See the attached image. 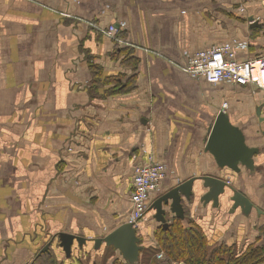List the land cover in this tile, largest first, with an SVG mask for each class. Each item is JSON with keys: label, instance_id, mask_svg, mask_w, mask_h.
Wrapping results in <instances>:
<instances>
[{"label": "crops", "instance_id": "obj_1", "mask_svg": "<svg viewBox=\"0 0 264 264\" xmlns=\"http://www.w3.org/2000/svg\"><path fill=\"white\" fill-rule=\"evenodd\" d=\"M122 23L118 47L102 29ZM235 42L247 45L239 60L264 56V0H0V264L33 263L59 232L86 239H75L68 257L55 237L59 263L129 264L96 239L129 221L135 166L149 154L167 167L150 205L196 178L185 219L167 207V222L201 229L209 254L259 243L264 89L211 84L183 69L192 54ZM222 111L258 149L253 169L221 167L207 150ZM211 175L229 184L217 207L201 201L209 189L199 178ZM233 188L255 203L249 215L233 209ZM155 214L149 209L142 222L140 264H159V252L170 260Z\"/></svg>", "mask_w": 264, "mask_h": 264}, {"label": "water", "instance_id": "obj_2", "mask_svg": "<svg viewBox=\"0 0 264 264\" xmlns=\"http://www.w3.org/2000/svg\"><path fill=\"white\" fill-rule=\"evenodd\" d=\"M249 21L253 23V26H261L260 22L254 17H250ZM257 113L259 115L261 114L260 107L257 109ZM207 150L215 155L221 167L227 165L236 171H240L238 166L239 163H242L247 168L253 169V155L258 151L257 148H250L247 146L242 129L231 122L229 114L225 111L220 112L213 125L207 143ZM199 179L203 180V186L209 189L202 195L201 201L204 203L213 201L215 207L219 206L220 196L226 192V186H229V184L220 177L212 175L202 176ZM195 181L196 178L186 180L170 190L163 192L153 201L150 209L156 210L155 217L162 225V228L167 229L170 224L167 222L165 216L167 207H169L170 211L174 212L178 218L185 219L183 200L185 198L191 201L195 196ZM233 192L234 195L231 197V200L234 202L233 209L241 207L243 213L249 215L253 207H255V203L242 191L233 188ZM259 214H264V212L259 210ZM55 237H58L60 246L67 252L68 257L71 256L72 245L75 239H77L81 245L86 241L82 236H77L69 232H59L41 249L38 256L52 252L51 246ZM102 242H106L108 246H113L118 249L129 264L139 263L141 250H143V245L141 244L142 239L131 222H124L103 238L96 239L97 245Z\"/></svg>", "mask_w": 264, "mask_h": 264}, {"label": "built area", "instance_id": "obj_3", "mask_svg": "<svg viewBox=\"0 0 264 264\" xmlns=\"http://www.w3.org/2000/svg\"><path fill=\"white\" fill-rule=\"evenodd\" d=\"M123 26L124 23L119 26L110 25L102 29V32L115 41L124 43L123 38L119 36L120 28ZM246 47V43L238 42L214 45L189 56L188 63L183 69L193 76L204 77L211 84L222 82L238 85L253 84L257 88L264 89V56L239 60L238 49ZM223 107H227V102L223 103ZM166 176V165L156 160L153 154H149L144 163L135 166L129 222L133 224L141 238L142 222L151 206V193L159 190ZM145 243L147 241H144ZM157 257L162 259L163 252L157 253ZM172 264L185 263L172 262Z\"/></svg>", "mask_w": 264, "mask_h": 264}, {"label": "trees", "instance_id": "obj_4", "mask_svg": "<svg viewBox=\"0 0 264 264\" xmlns=\"http://www.w3.org/2000/svg\"><path fill=\"white\" fill-rule=\"evenodd\" d=\"M119 36L123 38L121 32ZM116 44L118 47L121 46L118 41ZM125 50L126 48H123L118 54H123ZM114 53L117 55L116 51ZM100 69L97 65H93L95 79L102 82ZM108 80L111 78H106L105 84ZM156 237L158 246L168 254L171 261H183L185 264H264V238L262 237L259 243L251 244L242 254H238L232 244H222L209 254L207 239L203 231L194 225L183 227L180 219L171 222L167 229L161 226ZM149 249L153 250L152 246ZM170 260L166 264H170ZM32 264L64 263L57 262L52 253H44ZM115 264L121 263L115 262Z\"/></svg>", "mask_w": 264, "mask_h": 264}, {"label": "rangeland", "instance_id": "obj_5", "mask_svg": "<svg viewBox=\"0 0 264 264\" xmlns=\"http://www.w3.org/2000/svg\"><path fill=\"white\" fill-rule=\"evenodd\" d=\"M160 230V229H159ZM166 262L167 261H164L163 259H160L159 260V264H166ZM154 263H156V259H155V262ZM169 263V262H168ZM170 264H172V262L170 263Z\"/></svg>", "mask_w": 264, "mask_h": 264}, {"label": "flooded vegetation", "instance_id": "obj_6", "mask_svg": "<svg viewBox=\"0 0 264 264\" xmlns=\"http://www.w3.org/2000/svg\"><path fill=\"white\" fill-rule=\"evenodd\" d=\"M258 212H259V210H258ZM261 216H264V214H260ZM262 238H264V226H263V237Z\"/></svg>", "mask_w": 264, "mask_h": 264}]
</instances>
